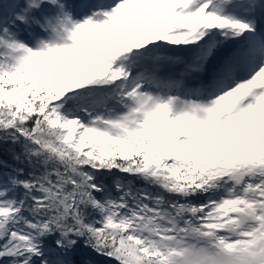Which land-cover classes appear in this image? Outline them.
I'll return each mask as SVG.
<instances>
[{
	"label": "snow or ice",
	"instance_id": "6c2138e0",
	"mask_svg": "<svg viewBox=\"0 0 264 264\" xmlns=\"http://www.w3.org/2000/svg\"><path fill=\"white\" fill-rule=\"evenodd\" d=\"M0 264H264V0H0Z\"/></svg>",
	"mask_w": 264,
	"mask_h": 264
},
{
	"label": "trees",
	"instance_id": "16d2710c",
	"mask_svg": "<svg viewBox=\"0 0 264 264\" xmlns=\"http://www.w3.org/2000/svg\"><path fill=\"white\" fill-rule=\"evenodd\" d=\"M137 183H139V182H137Z\"/></svg>",
	"mask_w": 264,
	"mask_h": 264
}]
</instances>
